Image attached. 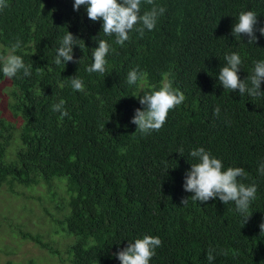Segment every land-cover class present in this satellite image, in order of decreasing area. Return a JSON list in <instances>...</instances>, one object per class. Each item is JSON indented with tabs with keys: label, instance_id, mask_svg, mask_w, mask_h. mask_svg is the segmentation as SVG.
I'll return each mask as SVG.
<instances>
[{
	"label": "trees",
	"instance_id": "16d2710c",
	"mask_svg": "<svg viewBox=\"0 0 264 264\" xmlns=\"http://www.w3.org/2000/svg\"><path fill=\"white\" fill-rule=\"evenodd\" d=\"M6 2L0 8V56L19 39L15 54L33 69L30 76L21 70L8 79V109L16 120L0 112V185L46 184L57 197L50 218L56 235L18 229L20 236L70 264H121L115 253L145 235L162 240L150 264H209L210 249L212 264H264V175L258 171L264 163V97L241 96L218 81L226 54L241 55L242 80L254 61L264 60L258 30L264 27V0H154L166 12L142 37L131 32L124 46L102 32V20L88 18L86 6L74 10V0ZM152 6L142 0V13ZM248 10L258 15L255 44L232 35L239 13ZM67 31L85 47L74 46V60L56 65ZM101 39L116 51L107 56L104 75L89 74ZM137 68L147 76L129 85L127 74ZM75 76L84 91L73 90L69 77ZM166 81L186 100L169 111L159 131L141 134L131 123L135 110L143 109L138 97ZM61 99L68 116L53 111ZM201 147L225 170L244 168L242 182L257 186L247 223L234 203L218 197L199 203L184 190L186 173L198 162L190 152Z\"/></svg>",
	"mask_w": 264,
	"mask_h": 264
},
{
	"label": "clouds",
	"instance_id": "9594fccd",
	"mask_svg": "<svg viewBox=\"0 0 264 264\" xmlns=\"http://www.w3.org/2000/svg\"><path fill=\"white\" fill-rule=\"evenodd\" d=\"M146 3L153 6L151 10L143 13L142 0H74L73 8L78 11L81 6H86L88 18L94 22L102 20V32L106 36L114 37L116 45L124 46L125 42L131 39V32L136 31L142 37L145 29L153 30L158 18L166 12L163 6L155 5L154 0H146ZM7 6L6 0H0V8ZM257 17V13L251 10L240 12L238 22L232 28V35L240 39L242 34L246 35L249 37L247 43L255 44L258 39L255 35ZM258 30L261 35H264V27ZM74 46L85 47V42L67 31L56 49L55 64L66 65L67 62L73 61ZM20 48L21 41L17 39L11 46L9 54L0 56V62H2L0 70L8 79L16 77L21 70L24 76L31 75L32 63L26 65L22 56L15 54ZM115 51L112 44L103 39L99 40L98 47L94 48L92 53L93 63L86 68V71L89 74L96 72L104 75L108 64L107 56ZM224 60L226 64L220 68L218 75V81L224 90L231 92L238 90L241 96L247 93L254 98L264 97V92L260 90L261 83L264 82V60L254 61L252 74L243 80L238 75L243 63L241 55L238 52H232L226 54ZM76 62L79 63L80 60ZM146 76L147 73L138 68L130 70L127 74V83L134 85L137 81L144 80ZM69 78L73 90L84 91L85 85L81 78L77 76ZM138 98L143 109L135 110L131 123L137 126L136 131L141 134L159 131L166 123L169 111L179 107L186 100L184 93L174 88L171 81L164 82L159 90L145 93ZM65 103L61 99L59 103L52 106L53 111L60 112L62 117L68 116L69 113L64 107ZM219 114L220 108L217 106L214 109V115L219 116ZM190 156L198 161L191 164V169L185 176L184 190L193 194L191 199L206 203L218 197L225 205L234 203L237 211L244 217V224L247 223L250 217L248 210L252 201L256 199L258 189L254 183L246 185L242 182L248 177L245 169L227 167L225 170L222 161L203 147L191 151ZM258 171L264 175V163L260 165ZM187 201L188 198H185L181 203L186 204ZM259 227L261 234H264V222ZM160 246H162V240L158 236L145 235L143 238L135 239L134 242H129L115 255L121 264H150L151 259L156 255V249ZM214 251L210 249L207 252L206 259L209 264L215 260Z\"/></svg>",
	"mask_w": 264,
	"mask_h": 264
},
{
	"label": "rangeland",
	"instance_id": "374dc122",
	"mask_svg": "<svg viewBox=\"0 0 264 264\" xmlns=\"http://www.w3.org/2000/svg\"><path fill=\"white\" fill-rule=\"evenodd\" d=\"M8 86V78L0 80V112L6 118L16 120L8 109ZM55 201L56 194L51 197L46 184L0 185V264L5 259L18 263L27 258L32 259V264H70L46 256L33 241L18 233V229H21L37 232L44 238L47 234L55 236L52 230L54 226L50 223L51 214L55 212Z\"/></svg>",
	"mask_w": 264,
	"mask_h": 264
}]
</instances>
